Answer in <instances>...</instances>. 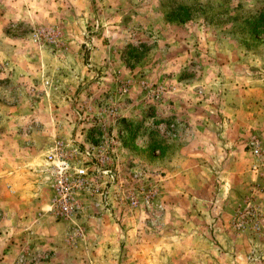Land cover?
Returning <instances> with one entry per match:
<instances>
[{
  "label": "rangeland",
  "instance_id": "1",
  "mask_svg": "<svg viewBox=\"0 0 264 264\" xmlns=\"http://www.w3.org/2000/svg\"><path fill=\"white\" fill-rule=\"evenodd\" d=\"M192 127L207 158L233 160L161 193L181 149L202 153ZM59 138L113 150L122 191L140 204L98 210L72 246L50 229L57 249L29 254L36 219L60 224L44 161ZM229 177L233 250L217 257L207 228ZM176 189L211 197H170ZM247 204L258 232L232 228ZM0 264H264V0H0Z\"/></svg>",
  "mask_w": 264,
  "mask_h": 264
},
{
  "label": "built area",
  "instance_id": "2",
  "mask_svg": "<svg viewBox=\"0 0 264 264\" xmlns=\"http://www.w3.org/2000/svg\"><path fill=\"white\" fill-rule=\"evenodd\" d=\"M251 150L255 156L261 154L257 141L251 142ZM114 156V151H108L105 145L73 140L56 142L44 157L51 189L48 212L54 221L71 223L74 237H82L85 221L94 219L98 210L105 213L115 203L130 212L140 204L136 193L122 191ZM154 195L155 191L149 193L144 202L148 204ZM232 228L237 232H258L260 214L247 204L235 214Z\"/></svg>",
  "mask_w": 264,
  "mask_h": 264
},
{
  "label": "crops",
  "instance_id": "3",
  "mask_svg": "<svg viewBox=\"0 0 264 264\" xmlns=\"http://www.w3.org/2000/svg\"><path fill=\"white\" fill-rule=\"evenodd\" d=\"M70 128H73V127L70 126ZM197 128L198 127H192L191 129L188 130V132H189V134H191L193 136L192 141L201 144L199 149L201 150L202 153L199 154V152H198L199 156L193 155L195 157H192V154H191L190 151H187V150L184 151V150L181 149L179 151L178 158H176V159H178V161H175L173 159L172 160V164H171V166H175V165L178 166V169L177 170H170V174L167 173L165 176H161V179H162V182L160 183L161 190H162L161 193H165L164 189L166 188V185H165L166 182H168V183L173 182L174 184H177L178 182H182L183 181L182 176L185 175V174L186 175H188V174H192L193 175V174L196 173V174H202V175L205 176L206 175V171L204 169L205 167H208V166H211V165H217L219 167H221V166L226 167L227 161L233 160V158L232 159L231 158L225 159V157L222 158L220 156L219 157H215V158L214 157L213 158H207L205 150L206 151L208 149L210 150V147L207 146V144L205 142L204 143L201 142V139L198 138V135L199 134H203L204 131H200V129H197ZM205 128L206 127L203 126L201 128V130H203ZM41 133H45V131H42ZM65 140L62 139V138L56 139L52 143H50L51 147L52 148L54 147L55 142H64V143H66ZM42 144L49 145L48 144V140L43 141ZM223 146H225L224 143H222V147L220 146L218 148H219V150L222 149V151L224 152ZM213 149L215 150V148H213ZM217 151L215 150V152H217ZM211 153H212V151H211ZM224 154H225V152H224ZM198 166L202 167V168L199 169V170H196L195 168H193V167H198ZM186 167H187V169H185ZM231 173H232V170H231ZM39 175H40V173H39ZM224 175L225 174H220V178L222 180H226L223 177ZM36 177L38 179V177H39L38 174L36 175ZM229 180H230V177H229ZM37 181L39 182V180H37ZM37 181L35 180L34 182L37 183ZM194 181L198 182V179H195ZM41 182L42 183L44 182L43 179H41ZM202 182H203V179H202ZM221 182H222V183H220L221 184V188H220V190L218 192V195H217L218 198H224L223 201L221 200V202H220L221 203V205H220L221 206L220 207L221 211H217L215 213V214H218V212H219V214H218V216L216 218L217 220L213 218L214 219L213 220L214 221L213 224H210L207 229H208V233L210 234L209 238L212 239V236H213L215 238L214 239V243L218 242V244L222 247V250H221V248H218V250L216 251L215 254H217V257H227V255L225 253H228V252L233 250L232 249V245L230 244V240H229V239H232L233 235L231 236V234H228V233H231L230 232L231 227L228 226V224L227 225H223L222 224V216H223V213H224V209L225 208L227 209V204H228V202H226L225 198L227 196L230 197V193L232 192V188H231L232 181L230 180L229 182H225V181H221ZM33 187H35L34 184H33ZM173 192L174 193L177 192L179 194L169 195L172 198H175V197L181 198L182 196H185V197H190L191 196V197H198V198L199 197H201V198L202 197H211V194H210L211 192L207 195L205 192L200 191V190H195L194 192H190V191H184V190L178 189L177 191H172V193ZM214 195H215V193H214ZM47 206H49V204H47ZM36 212H37L36 214H38V211H36ZM46 212H47V210H46ZM177 212L179 213V209H178ZM180 214L187 215L188 213H184L183 211L180 210ZM103 215H107V214H103ZM220 215H221V218H219ZM212 216H215V215L212 213ZM36 220L39 221V222L36 223V226H39L40 228L37 229L38 231H35V229L34 230L32 229L34 232H32V235H30V237H28L29 240L27 239V245L26 246H28L27 247L28 248L27 251H28L29 254L38 252V250H42L40 248L45 249V248L48 247L51 250H56L57 249L55 241H53L51 236L48 234V231L50 229H53V228L65 229V241H66L67 245H69V246L71 245L72 246L73 244L80 243L84 238H86V232L90 228V226H93V227L96 226L98 217L94 218V219H91V220H88V221H85V229L83 231V235H82V237H79V238L74 237L75 231L71 228V223H60V224H58V223L54 222L53 225L52 224L49 225L48 223H51V222H49V221L45 222L44 218H38ZM182 220H183V217L180 220L181 223H182ZM186 221H187V218H186ZM181 223H180V225H181ZM180 231L181 230L178 229V232H180ZM195 235L197 236L196 233H193L192 235H191V233L188 234L186 236L185 242H183V243L186 244L184 246L188 247L189 244L192 243L193 240H195V239H193L195 237ZM30 238L32 240H30ZM56 257H58V255Z\"/></svg>",
  "mask_w": 264,
  "mask_h": 264
}]
</instances>
